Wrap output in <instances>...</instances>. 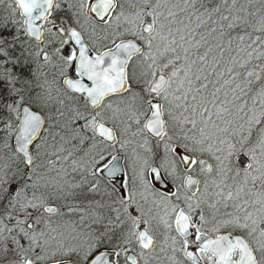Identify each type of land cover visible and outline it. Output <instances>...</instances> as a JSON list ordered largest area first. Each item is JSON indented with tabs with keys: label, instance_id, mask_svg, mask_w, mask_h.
<instances>
[{
	"label": "snow or ice",
	"instance_id": "obj_1",
	"mask_svg": "<svg viewBox=\"0 0 264 264\" xmlns=\"http://www.w3.org/2000/svg\"><path fill=\"white\" fill-rule=\"evenodd\" d=\"M0 264H264V0H0Z\"/></svg>",
	"mask_w": 264,
	"mask_h": 264
}]
</instances>
